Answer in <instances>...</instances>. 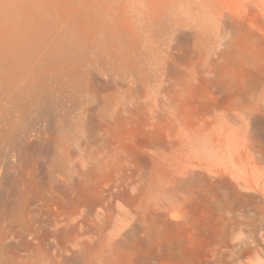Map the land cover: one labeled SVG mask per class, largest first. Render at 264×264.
Returning a JSON list of instances; mask_svg holds the SVG:
<instances>
[{
    "label": "rangeland",
    "instance_id": "rangeland-1",
    "mask_svg": "<svg viewBox=\"0 0 264 264\" xmlns=\"http://www.w3.org/2000/svg\"><path fill=\"white\" fill-rule=\"evenodd\" d=\"M0 264H264V0H0Z\"/></svg>",
    "mask_w": 264,
    "mask_h": 264
},
{
    "label": "bare ground",
    "instance_id": "bare-ground-1",
    "mask_svg": "<svg viewBox=\"0 0 264 264\" xmlns=\"http://www.w3.org/2000/svg\"><path fill=\"white\" fill-rule=\"evenodd\" d=\"M236 179L239 180L237 177H236ZM244 181H245L244 183H245L246 186H248V187L251 186V185L247 182V180H244ZM251 187H252V186H251Z\"/></svg>",
    "mask_w": 264,
    "mask_h": 264
}]
</instances>
